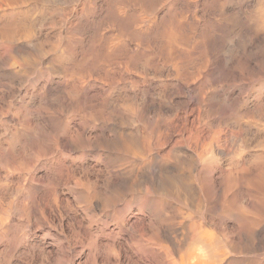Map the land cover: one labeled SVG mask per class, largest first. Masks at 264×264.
<instances>
[{
    "label": "clouds",
    "instance_id": "obj_1",
    "mask_svg": "<svg viewBox=\"0 0 264 264\" xmlns=\"http://www.w3.org/2000/svg\"><path fill=\"white\" fill-rule=\"evenodd\" d=\"M0 264H264V0H0Z\"/></svg>",
    "mask_w": 264,
    "mask_h": 264
}]
</instances>
